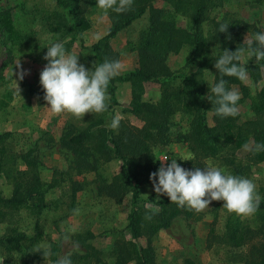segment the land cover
I'll use <instances>...</instances> for the list:
<instances>
[{
	"label": "rangeland",
	"instance_id": "374dc122",
	"mask_svg": "<svg viewBox=\"0 0 264 264\" xmlns=\"http://www.w3.org/2000/svg\"><path fill=\"white\" fill-rule=\"evenodd\" d=\"M78 1L90 29L74 41H71L70 36L52 32L49 28L51 26L56 29L69 20V16H65L64 11L56 6L55 0L0 2L1 12H7L11 16L15 32L19 36L18 39L9 41L7 35L0 31V134H11L0 142V149L4 150L5 164V170L0 173V197L11 196L12 178L27 170L20 155L29 150H33L32 157L38 162L39 177L45 184L42 203L33 198L19 210L8 211L0 207V212L4 215L0 223V237L20 233L30 239L23 242L18 251L11 253L0 247L2 264L6 260L21 264L28 260L27 252L41 254V259L34 261V264H50L49 257L56 244L60 245L59 259L66 255L90 256L88 261L74 260L72 264H115L116 244L132 241L129 231L126 230L127 217L131 210L130 194H123L124 190L122 193L119 191L122 187L117 180L121 174L122 163L111 156L107 159V156H102L101 153H95L94 157L87 159L75 157L61 147L62 137L73 129L77 132L89 131L94 137L99 134L106 135L109 130L117 133L118 129L109 126L116 116L122 117L119 127L143 130L145 116L142 113L131 114L127 111L134 100L159 105L168 96L163 90L176 86L189 92L203 87V100L210 94L213 84L220 79V74L214 67L215 60H211V64L200 73L198 62L193 61L191 48L182 45L177 51L167 54L163 52L164 65L171 72L168 82H115L113 87L118 105L114 106L110 101H106V111L85 113L82 118L67 112L53 115L48 109L49 105L44 99L45 92L40 84V73L47 64L43 57L49 42H63L67 53L78 54L79 64L84 65L87 70H94L96 61L91 51L92 46L126 14L146 8L144 15L109 41L113 58L123 65L116 76L123 77L139 68V55L148 36L146 33L152 11L161 12L158 17L161 23L173 22L175 28L188 31L193 26L195 5H201L203 2L207 11L201 31L203 37L210 42L215 22L229 25L233 23L239 28L241 38L237 42L242 48L247 47L244 44L245 39L251 38L254 33L264 32V0H133L129 10L118 13L110 9L106 14L97 6L96 0ZM218 51L217 45H211V56ZM219 53L222 54V51ZM242 60L245 66L256 61L255 57L247 61L246 53ZM17 62L20 68L16 67ZM20 71L26 72L22 80L17 77ZM248 77L244 82L230 77V83L227 85L228 88H237L241 94L237 102L238 115L226 117L235 120L237 125L260 118L252 111L251 103L264 87V67L255 73L248 72ZM16 83L20 96L15 91ZM242 87L247 89V98H243ZM185 102L187 100L183 103ZM213 116V112L208 110L206 117L210 127L214 126ZM191 123L192 114L181 110L171 116L166 131L149 132L151 137L145 140L149 148V160L143 167L141 176V197L144 200L159 202L167 196L163 193L157 196L153 181L149 179L150 174L156 172L162 164L167 166L171 160L176 159L177 164L184 169L189 170L192 167L190 163L194 161V154L187 139H184V136L191 132ZM87 147L97 150L96 143ZM108 148L111 149L110 146ZM252 148L251 138L247 147L234 152L224 149L218 157L202 158L201 162L205 168L215 166L221 169L223 174L252 180L260 196V203H264V162L253 163ZM165 159L168 160L164 161ZM236 164L246 169L235 172ZM111 183L118 187L117 193L113 195H109L105 190L106 185ZM38 204L42 207L41 210H38ZM213 208L211 201L203 211L194 210L190 218L181 215L172 221L168 229L151 234L149 226L156 223L160 217L153 215L159 214V207L149 205L150 211L144 214L143 236L132 242L138 249L152 247L153 264H185L186 261L193 264H244L248 245L261 244L262 237L254 233L247 245L233 248L226 241L224 225L228 218H239L242 225L254 229L260 225L261 216H238L228 212L222 205L214 222ZM212 229L214 240L209 247Z\"/></svg>",
	"mask_w": 264,
	"mask_h": 264
},
{
	"label": "trees",
	"instance_id": "16d2710c",
	"mask_svg": "<svg viewBox=\"0 0 264 264\" xmlns=\"http://www.w3.org/2000/svg\"><path fill=\"white\" fill-rule=\"evenodd\" d=\"M4 1V0H0ZM19 1V0H10ZM21 1V0H20ZM203 1V0H202ZM56 6L64 11L65 16H69L68 22L56 29L49 26L52 32L61 33L64 36H70L71 41L79 39L82 33L90 29V24L83 16L78 0H55ZM201 3V2H200ZM207 8L201 5H195V15L191 30H180L175 28L174 23H161L158 19L161 12L152 11L150 15V26L146 33L147 38L145 45L139 55V68L130 72L123 77L115 76L110 79L107 94L110 96L112 105H118L115 101V82L126 83L133 82L140 84L142 82H150L162 80L168 82L171 72L164 65L165 57L163 55L168 52L177 51L182 45H187L192 50V58L194 62H198L200 73L204 68L211 64V60H216L224 49L234 52L237 48H242V45L237 41L240 40L239 28L233 23L228 26L227 33L218 32V28L222 22H215L211 42L203 37L201 31L202 22L205 19ZM146 12V8H140L126 14L122 20L114 24L108 33L92 46L91 51L94 54L96 67L102 64L105 59L115 61L113 52L109 48V41L116 37L124 28L140 18ZM0 31L7 35L9 41L18 39V33L15 32L11 16L7 12L0 10ZM211 45H217L219 51L213 56L210 55ZM264 67V59L255 61L254 64L247 65L249 73H255ZM173 78V76H172ZM230 83V77H224ZM228 87V86H227ZM203 87L193 89L190 92L183 87H172L163 90L165 95L159 105L148 103H140L137 99L134 100L132 106L127 108L131 114L142 113L145 116L146 123L143 130L130 129L126 126H120L117 133L109 130L106 135H97L94 137L89 131L77 132L75 129L65 133L60 142L62 148L72 153L75 157L82 159L92 158L95 153H101L102 156L113 157L122 163L121 174L117 178L119 186L122 187L121 193H129L131 200V210L127 217L126 230L129 231L132 241H137L143 236L144 214L149 212L148 206L159 207V214L153 213L154 217H160L156 223L149 226L151 234L158 233L161 230H166L171 226L173 220L183 215L190 218L194 214V210L188 207H179L175 203H171L170 199L165 196L159 202L146 201L141 197V188L143 185V167L147 165L149 160V148L145 144V140L150 138L149 132L160 131L164 132L168 129L170 118L177 111H183L192 114L191 132L188 136H184L190 145L191 151L194 154V161L190 164L192 167L189 170H194L199 167L203 170L204 163L202 158H216L224 149L234 152L245 147L249 140L253 139L255 144H264V87L259 91L256 99L251 103L252 111L260 118L255 121L246 122L242 125L235 124V120L227 119L215 115V108L208 96L202 100ZM172 91V93L170 92ZM174 91V92H173ZM243 98H247V89L241 88ZM170 92V93H169ZM214 99V98H213ZM184 100L187 102L183 103ZM2 104H0V108ZM212 111L214 126H208L206 113ZM11 134H0V142L6 140ZM93 143L97 144V150L88 148ZM111 147L109 149L108 147ZM3 148L0 149V173L4 169V153ZM33 150L20 155L21 160L26 166V171L19 172L13 179V191L9 198L0 197V207L4 210L14 211L23 208L28 200L37 198L42 203L45 190V184L42 183L38 173V162L32 157ZM253 163L264 162V151H251ZM237 165V164H236ZM246 168L240 165L234 168L235 172H242ZM5 170V169H4ZM154 173V172H153ZM29 176V177H27ZM29 178V179H27ZM115 183V182H114ZM114 183L106 185L105 190L109 195L117 193L118 187ZM50 187V185L48 186ZM75 188L72 194L74 198ZM223 201L214 200V222L217 219V213L223 205ZM40 204L37 205L38 210H41ZM254 214L261 216L260 225L256 228H249L242 225L239 218L231 220L228 218L224 225L225 238L228 244L233 248H240L248 244L254 233H258L262 237L261 244H250L244 256V264H264V203H259V207ZM3 214L0 212V223L3 221ZM214 222L212 225H214ZM30 239L24 234H16L14 236H1L0 247H3L7 253L18 251L23 242ZM214 240V230L212 229L209 239V247ZM132 241L128 243L116 244V260L115 264H128L134 261L135 264H153V249L152 247L137 248ZM60 245H54L52 253L49 257L50 264H56L59 260L58 251ZM27 261L21 264H34V261L41 259L39 252H27ZM72 263L74 260L88 261L90 256L70 257ZM98 262V260H96ZM3 264H18L5 261ZM185 264H193L191 261H186Z\"/></svg>",
	"mask_w": 264,
	"mask_h": 264
},
{
	"label": "clouds",
	"instance_id": "9594fccd",
	"mask_svg": "<svg viewBox=\"0 0 264 264\" xmlns=\"http://www.w3.org/2000/svg\"><path fill=\"white\" fill-rule=\"evenodd\" d=\"M133 0H96L97 6L104 10L124 12L132 6ZM229 24H221L218 32L227 33ZM246 48H237L234 52L227 49L215 60L214 67L220 74L218 82L210 88L212 95L208 99L214 103L215 115L220 117H235L238 115L237 102L241 98L239 90L228 88V81L224 77H235L244 82L249 79L248 69L242 57L247 61L255 57L259 61L264 59V32L254 33L251 38L245 39ZM47 61L40 73V84L45 92L44 99L53 115L67 112L77 118L85 113H101L106 111V101H110L107 88L110 79L115 77L123 68L120 61L107 58L94 70H87L78 63V54L67 53L63 42H49L47 52L43 57ZM20 68L19 63L16 64ZM12 77V69L10 71ZM26 72L17 73L22 80ZM16 82V81H15ZM16 94L20 96V89L16 83ZM214 98V99H213ZM122 117L116 116L111 120L110 127L118 129ZM247 147V145L245 146ZM254 152L264 151V144H255ZM165 159L164 161H167ZM153 181V189L159 196L166 194L171 203L201 212L211 201H223V207L230 213L238 216L253 215L260 203V196L256 185L248 178L223 174L215 166L194 170H186L171 160L167 166L161 167L149 176ZM207 197V199L205 198ZM78 211V210H77ZM2 264V262H0ZM56 264H72L69 255L56 261Z\"/></svg>",
	"mask_w": 264,
	"mask_h": 264
}]
</instances>
